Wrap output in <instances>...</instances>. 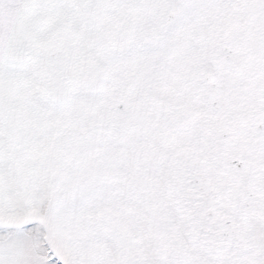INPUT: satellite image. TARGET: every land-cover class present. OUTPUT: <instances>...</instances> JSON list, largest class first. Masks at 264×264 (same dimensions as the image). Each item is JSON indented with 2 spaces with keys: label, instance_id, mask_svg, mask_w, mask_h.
Returning a JSON list of instances; mask_svg holds the SVG:
<instances>
[{
  "label": "snow or ice",
  "instance_id": "1",
  "mask_svg": "<svg viewBox=\"0 0 264 264\" xmlns=\"http://www.w3.org/2000/svg\"><path fill=\"white\" fill-rule=\"evenodd\" d=\"M0 264H264V0H0Z\"/></svg>",
  "mask_w": 264,
  "mask_h": 264
}]
</instances>
